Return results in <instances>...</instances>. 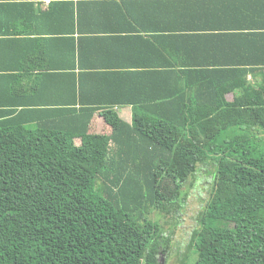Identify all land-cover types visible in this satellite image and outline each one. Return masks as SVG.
Segmentation results:
<instances>
[{"label":"trees","instance_id":"trees-1","mask_svg":"<svg viewBox=\"0 0 264 264\" xmlns=\"http://www.w3.org/2000/svg\"><path fill=\"white\" fill-rule=\"evenodd\" d=\"M250 71L177 72L163 97L150 95L146 74L103 72L86 81L92 98L79 80V95L46 109L17 108L8 80L0 264H160L167 240L155 215L181 207L201 166L213 187L189 244L195 258L182 264H264V80L250 84ZM130 105L131 123L114 109ZM97 114L109 133L91 131Z\"/></svg>","mask_w":264,"mask_h":264},{"label":"crops","instance_id":"crops-1","mask_svg":"<svg viewBox=\"0 0 264 264\" xmlns=\"http://www.w3.org/2000/svg\"><path fill=\"white\" fill-rule=\"evenodd\" d=\"M263 63L264 0H0V93L14 80L19 109L56 108L41 104L79 95V80L92 98L97 85L86 81L103 72L146 74L150 95L163 97L177 72L253 70L245 78L258 85ZM137 108L114 109L131 123ZM103 129L97 114L91 131Z\"/></svg>","mask_w":264,"mask_h":264},{"label":"rangeland","instance_id":"rangeland-1","mask_svg":"<svg viewBox=\"0 0 264 264\" xmlns=\"http://www.w3.org/2000/svg\"><path fill=\"white\" fill-rule=\"evenodd\" d=\"M213 181L211 167L201 166L184 189L181 207H173L167 215H155L163 224L167 240V248L159 255L160 264H182L184 259L188 263L194 260L195 254L189 244L199 226L202 211L210 200Z\"/></svg>","mask_w":264,"mask_h":264}]
</instances>
